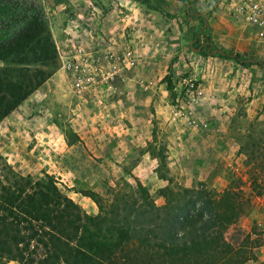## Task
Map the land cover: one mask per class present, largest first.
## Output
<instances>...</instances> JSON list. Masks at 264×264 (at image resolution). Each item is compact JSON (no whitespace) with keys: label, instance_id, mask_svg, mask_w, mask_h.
I'll use <instances>...</instances> for the list:
<instances>
[{"label":"rangeland","instance_id":"rangeland-1","mask_svg":"<svg viewBox=\"0 0 264 264\" xmlns=\"http://www.w3.org/2000/svg\"><path fill=\"white\" fill-rule=\"evenodd\" d=\"M115 1L114 10L92 2L120 16L103 31L93 15L70 17V1L40 0L56 59L36 67L49 77L60 69L58 53L79 43L111 78L73 94L63 73L59 93L46 77L4 118L2 185L11 171L53 181L87 215L98 204L109 210L119 195L158 207L171 196L198 204L232 190L238 214L223 237L240 242L248 232L257 245L249 241L242 264H264V68L203 52L210 45L264 62V34L230 16L222 0Z\"/></svg>","mask_w":264,"mask_h":264},{"label":"trees","instance_id":"trees-1","mask_svg":"<svg viewBox=\"0 0 264 264\" xmlns=\"http://www.w3.org/2000/svg\"><path fill=\"white\" fill-rule=\"evenodd\" d=\"M0 6L9 9L0 12L6 32L0 61L14 64L0 66L1 120L48 77L36 66L54 63L56 51L40 0H0ZM152 9L163 13L156 4ZM203 52L264 68L262 61L210 45ZM10 175L7 185L0 180V264H242L251 256L249 241L257 245L248 232L240 242L223 237L238 214L232 190L198 204L171 196L158 207L119 195L109 210L97 203L98 213L87 215L53 181Z\"/></svg>","mask_w":264,"mask_h":264},{"label":"built area","instance_id":"built-area-1","mask_svg":"<svg viewBox=\"0 0 264 264\" xmlns=\"http://www.w3.org/2000/svg\"><path fill=\"white\" fill-rule=\"evenodd\" d=\"M222 4L230 16L254 27L260 35L264 34V0H222ZM126 56L130 59L129 51ZM58 57L68 90L73 94L85 93L95 84L106 83L111 78V75H104L95 53L82 44H70L66 52L58 53Z\"/></svg>","mask_w":264,"mask_h":264},{"label":"crops","instance_id":"crops-1","mask_svg":"<svg viewBox=\"0 0 264 264\" xmlns=\"http://www.w3.org/2000/svg\"><path fill=\"white\" fill-rule=\"evenodd\" d=\"M67 2L70 1V3H68V5H70V8L73 7V9L71 10V13L69 14L70 17L75 18L77 14H81V15H86V17H88L89 15H93L94 19L99 21V25L98 28L103 30V31H109L111 28H117V26L119 25L120 20H118V17H120L119 15H115L114 17H108V12L109 10L107 9H102L100 6H96L94 5L92 2H97V3H101L104 4L106 6H108V8H111L112 10H114L112 8L113 4L116 5V1L115 0H66ZM75 4V6H74ZM78 4V5H77ZM88 6L93 7V10H87ZM99 7V9H98ZM118 9V8H117ZM96 26V25H95ZM61 69L55 70L44 82L47 83L48 81L50 82V84H53L54 86V91L56 93H59L62 89V77H61ZM42 86V85H40ZM41 89H35L34 91H32L23 101H21L19 103V105L14 109H18L20 108V106H22V104H24V102H26V100L30 99V96H33L34 94H36V92L38 93V91ZM12 112V111H11ZM10 112V113H11ZM10 113H8L6 116H4L0 122H2V120L4 118H6Z\"/></svg>","mask_w":264,"mask_h":264}]
</instances>
